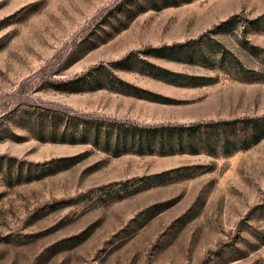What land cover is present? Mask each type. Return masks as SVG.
I'll list each match as a JSON object with an SVG mask.
<instances>
[{"label":"rangeland","instance_id":"obj_1","mask_svg":"<svg viewBox=\"0 0 264 264\" xmlns=\"http://www.w3.org/2000/svg\"><path fill=\"white\" fill-rule=\"evenodd\" d=\"M162 3L0 0V264H264V136L226 155H113L35 135L45 107L149 123L264 113V0ZM233 13L204 58L140 51L114 68L132 86L55 87Z\"/></svg>","mask_w":264,"mask_h":264},{"label":"trees","instance_id":"obj_2","mask_svg":"<svg viewBox=\"0 0 264 264\" xmlns=\"http://www.w3.org/2000/svg\"><path fill=\"white\" fill-rule=\"evenodd\" d=\"M182 1L187 0H163L162 5ZM263 15L264 12L255 17L254 21ZM237 16V13L228 15L196 37L149 45L142 49H130L117 59L99 61L68 79L58 81L55 87L80 90L105 84L115 86L117 82L122 88L125 85L132 86L120 78L114 68L132 67L128 60L140 55V51L176 59H181L182 56L193 58L197 51L204 58V45L208 40V37L205 39L204 36H208L209 32L230 27ZM142 66L160 76L173 72L146 57L142 59ZM37 121L35 135L40 139L89 142L113 155L129 151L161 154L204 151L213 155H226L236 149L245 148L264 136V113L149 123L71 109L45 107L44 111L39 113ZM72 157L74 156L68 155L60 159Z\"/></svg>","mask_w":264,"mask_h":264}]
</instances>
